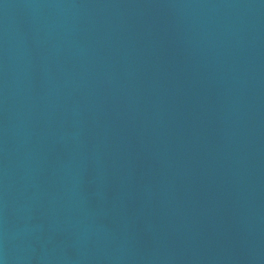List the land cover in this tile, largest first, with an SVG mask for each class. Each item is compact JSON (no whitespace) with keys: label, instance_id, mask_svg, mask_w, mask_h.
Masks as SVG:
<instances>
[{"label":"water","instance_id":"95a60500","mask_svg":"<svg viewBox=\"0 0 264 264\" xmlns=\"http://www.w3.org/2000/svg\"><path fill=\"white\" fill-rule=\"evenodd\" d=\"M0 264H264V0H0Z\"/></svg>","mask_w":264,"mask_h":264}]
</instances>
